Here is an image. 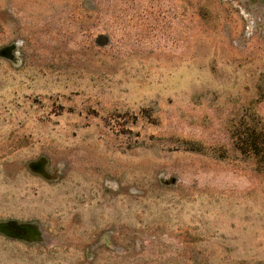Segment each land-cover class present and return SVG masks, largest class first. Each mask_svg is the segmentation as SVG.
Masks as SVG:
<instances>
[{
  "label": "rangeland",
  "instance_id": "obj_1",
  "mask_svg": "<svg viewBox=\"0 0 264 264\" xmlns=\"http://www.w3.org/2000/svg\"><path fill=\"white\" fill-rule=\"evenodd\" d=\"M249 130L264 0H0V264H264Z\"/></svg>",
  "mask_w": 264,
  "mask_h": 264
},
{
  "label": "trees",
  "instance_id": "obj_2",
  "mask_svg": "<svg viewBox=\"0 0 264 264\" xmlns=\"http://www.w3.org/2000/svg\"><path fill=\"white\" fill-rule=\"evenodd\" d=\"M247 131L246 145L249 146L250 150H252L255 154H257L260 158V165L264 168V133L261 131Z\"/></svg>",
  "mask_w": 264,
  "mask_h": 264
},
{
  "label": "water",
  "instance_id": "obj_3",
  "mask_svg": "<svg viewBox=\"0 0 264 264\" xmlns=\"http://www.w3.org/2000/svg\"><path fill=\"white\" fill-rule=\"evenodd\" d=\"M15 226V222L1 223L0 229L5 230L6 232H11V229Z\"/></svg>",
  "mask_w": 264,
  "mask_h": 264
}]
</instances>
